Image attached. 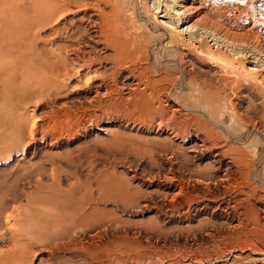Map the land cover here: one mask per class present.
Returning a JSON list of instances; mask_svg holds the SVG:
<instances>
[{"label":"bare ground","instance_id":"1","mask_svg":"<svg viewBox=\"0 0 264 264\" xmlns=\"http://www.w3.org/2000/svg\"><path fill=\"white\" fill-rule=\"evenodd\" d=\"M111 1L0 0L5 8H0V64L7 59L15 63V71H7L12 77L0 65V99L11 92L20 95L17 85L29 86L35 99L55 100L52 110L63 113L69 132L87 125L104 133L117 126L139 137L138 151L152 174L138 178L133 173L131 180L160 195L159 216L153 220L158 231L63 223L48 237L17 243L9 263L149 264L151 256L165 258L164 249L178 239L193 247L208 243L214 249L247 247L264 254V168L257 169L264 154V64L259 65L264 43L250 53L234 47L228 52L223 47L232 42L210 28L203 29L201 38H183L184 31L191 37L200 31L192 16L196 0L178 2L184 18L174 25L182 23L183 30L159 21L174 32L158 43L132 31L123 9ZM260 9L264 17V5ZM4 22L8 26L2 27ZM206 38L210 41L205 43ZM150 42L164 54L152 57ZM177 47L183 49L188 76L180 95L191 101L188 106L175 100L181 77L162 64L163 59L175 61L170 54ZM201 63L210 74L198 72ZM85 69L90 73L82 76ZM74 80L80 83L77 91L86 90L71 105L59 103ZM198 112L219 117L220 130L200 123ZM229 118L232 133L226 130ZM251 131L263 138L254 151L244 145ZM170 217L178 219L177 228H167ZM194 256L200 257L197 252Z\"/></svg>","mask_w":264,"mask_h":264},{"label":"rangeland","instance_id":"2","mask_svg":"<svg viewBox=\"0 0 264 264\" xmlns=\"http://www.w3.org/2000/svg\"><path fill=\"white\" fill-rule=\"evenodd\" d=\"M231 1L196 0L197 8L192 16L194 26L200 31L192 33L193 37L184 31L181 33L182 37L201 38L203 29L210 28L216 35L232 42L223 47L225 51L230 52L234 47L237 51L250 53L260 48L258 42L264 43V17L260 15L264 0H248L245 4ZM178 2L179 0H112L111 5L123 9L132 31L145 34L148 40L161 43L174 31L164 25L161 27L159 21L170 25L172 23L171 26L177 27L178 31L186 27L182 23L179 27L174 25H178L184 18L182 10L177 7ZM0 6L4 8L3 5ZM165 14L167 18H160ZM5 25L8 26L6 22L1 26ZM41 35L45 36L43 33ZM203 40L205 43L210 41L209 38ZM156 42L148 43L152 57L157 53H160L159 56L164 54V49L163 52L159 50ZM174 50L170 55L175 61L168 63L163 59L162 64L174 71L176 77H181L178 83L180 86L177 84L176 88L179 94L175 100L188 106L191 101L180 95L183 92L182 81L185 88L188 82L185 65L181 61L183 49L177 47ZM202 51L206 54L205 45ZM263 64L262 59L259 65ZM0 65L5 68L2 70L3 74L13 76L7 73L9 69L15 71L13 60H4ZM99 68L98 66L91 72ZM197 69L198 72L210 74L209 68L202 63ZM27 73L20 72L18 76L25 77ZM88 73L90 71L85 69L81 75ZM77 83L80 85L78 80L70 83V88L61 94L59 103L71 105L72 101H77L86 90L85 87L82 91H77ZM17 89L20 95L11 92L7 93L5 100L0 99V264H13L9 263L8 258L15 251L17 243L27 237H48L55 231L54 227L63 223L72 225L82 221L80 225L89 229L101 223H110L112 226L123 225L131 230L157 233L158 227L153 220L159 216L157 211L161 208V197L131 180L133 173H137L138 178H146L152 174L151 164L137 148L142 140L117 126L104 133L95 126L87 125L69 132L63 113L52 110L55 100L51 102L48 99H35L32 97L33 89L29 86L17 85ZM217 113L228 119L225 115L227 112L223 114L219 110ZM201 114L196 113L200 123L205 121L207 126L218 128L215 119L217 121L219 117L215 118L214 113L208 116L206 113ZM227 123L226 130L231 132L228 128L231 125L230 118ZM262 139L259 133L251 131L246 135L244 145L248 144L249 151H254L255 147L261 148ZM148 141L150 145H154L150 138ZM262 155L263 160L257 168L259 171L264 168V154ZM177 222V218L170 217L166 226L169 229L177 228ZM173 241L168 246L169 249L157 244L168 254L165 258L149 256L151 259L148 263L264 264V254L257 249L236 247L232 251H225L214 249L208 243L196 248L182 239ZM210 251L213 252L210 254ZM195 252L200 255L199 258L194 256Z\"/></svg>","mask_w":264,"mask_h":264}]
</instances>
